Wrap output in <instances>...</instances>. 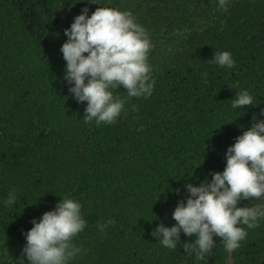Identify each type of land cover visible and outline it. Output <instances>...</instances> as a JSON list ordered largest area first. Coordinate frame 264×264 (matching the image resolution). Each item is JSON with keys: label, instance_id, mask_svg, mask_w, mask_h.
<instances>
[{"label": "trees", "instance_id": "16d2710c", "mask_svg": "<svg viewBox=\"0 0 264 264\" xmlns=\"http://www.w3.org/2000/svg\"><path fill=\"white\" fill-rule=\"evenodd\" d=\"M96 2L0 0V264H27L22 233L61 197L80 202L87 222L69 264H264V220L231 255L214 237L203 260L151 234L176 223L186 183L222 171L227 147L264 108V0H229L227 11L218 0ZM85 6L89 14L100 6L131 12L152 43V95L114 90L124 109L100 126L84 122L86 102L69 93L60 52L64 29ZM222 51L233 68L209 62ZM242 90L258 105L233 110ZM12 190L16 202L5 206Z\"/></svg>", "mask_w": 264, "mask_h": 264}, {"label": "clouds", "instance_id": "9594fccd", "mask_svg": "<svg viewBox=\"0 0 264 264\" xmlns=\"http://www.w3.org/2000/svg\"><path fill=\"white\" fill-rule=\"evenodd\" d=\"M76 2L98 4L96 0ZM228 3L218 0V9L227 11ZM64 35L67 39L60 47L66 61L64 80L76 102H86V124L116 122L124 100L114 97L113 91L120 87L128 97L152 95L155 80L148 61L151 39L131 12L100 6L89 14L85 6L64 29ZM209 62L221 68L235 66L229 51L214 53ZM203 75L206 78L207 73ZM256 105L253 96L242 90L235 94L231 108L245 110V106ZM225 160L223 170L211 172L210 179L186 183L187 195L172 211L176 223L167 227L161 222L151 233L163 247L176 249L180 244L184 252H194L197 260H203L215 246L214 237H219L225 253L231 255L246 239V229L258 227L264 220V204H240L242 200L264 198V108L252 114L250 126L227 147ZM16 199L12 190L3 204L12 206ZM81 209L80 202L61 197L53 209L31 220L32 227L22 233L25 245L21 251L27 264H69L79 254L72 240L87 226ZM111 223L109 220L98 228L103 231ZM181 231L195 239L181 243Z\"/></svg>", "mask_w": 264, "mask_h": 264}, {"label": "rangeland", "instance_id": "374dc122", "mask_svg": "<svg viewBox=\"0 0 264 264\" xmlns=\"http://www.w3.org/2000/svg\"><path fill=\"white\" fill-rule=\"evenodd\" d=\"M226 263H227V264H232L231 259L228 258Z\"/></svg>", "mask_w": 264, "mask_h": 264}]
</instances>
